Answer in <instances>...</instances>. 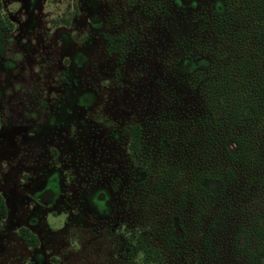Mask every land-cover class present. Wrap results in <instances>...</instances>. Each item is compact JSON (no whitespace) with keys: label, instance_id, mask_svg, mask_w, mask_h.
<instances>
[{"label":"rangeland","instance_id":"rangeland-1","mask_svg":"<svg viewBox=\"0 0 264 264\" xmlns=\"http://www.w3.org/2000/svg\"><path fill=\"white\" fill-rule=\"evenodd\" d=\"M227 1L0 0V264H142L137 236L157 264H249L233 240L264 189L193 187L219 156L205 82L260 63L256 0H229L220 27Z\"/></svg>","mask_w":264,"mask_h":264},{"label":"trees","instance_id":"trees-1","mask_svg":"<svg viewBox=\"0 0 264 264\" xmlns=\"http://www.w3.org/2000/svg\"><path fill=\"white\" fill-rule=\"evenodd\" d=\"M230 1L226 2L224 15L218 17V26L227 25ZM252 19L260 25L255 32L260 42L253 56L260 55V63L247 55L236 58L224 65L216 76L205 82L204 91L209 105L207 114L213 122L209 136L217 146L214 169L197 174L193 187L206 201L221 197L232 183L246 177L248 187L264 189V0L252 4ZM9 22L0 14V28L7 29ZM125 35L107 36L106 43L111 52L118 53L125 44ZM252 45L246 47L251 51ZM128 148L134 154L140 150L142 129L138 124L128 128ZM212 180L208 186L204 181ZM221 183L217 192L211 184ZM247 189V187H246ZM235 195L225 199L233 200ZM229 205V204H227ZM5 206L0 198V214ZM234 247L240 249L249 264H264V208L254 211L236 230ZM238 236L243 245L237 243ZM141 256L142 264H157L161 260L160 251L142 236H137L129 247Z\"/></svg>","mask_w":264,"mask_h":264},{"label":"clouds","instance_id":"clouds-1","mask_svg":"<svg viewBox=\"0 0 264 264\" xmlns=\"http://www.w3.org/2000/svg\"><path fill=\"white\" fill-rule=\"evenodd\" d=\"M10 7L14 8V7H16V5L15 4H11Z\"/></svg>","mask_w":264,"mask_h":264},{"label":"flooded vegetation","instance_id":"flooded-vegetation-1","mask_svg":"<svg viewBox=\"0 0 264 264\" xmlns=\"http://www.w3.org/2000/svg\"><path fill=\"white\" fill-rule=\"evenodd\" d=\"M120 35H124V34H120ZM116 36H119V35H116ZM105 40H106V38H105Z\"/></svg>","mask_w":264,"mask_h":264}]
</instances>
